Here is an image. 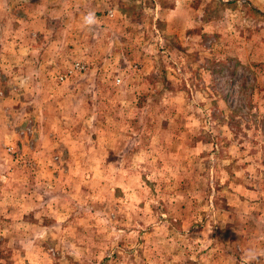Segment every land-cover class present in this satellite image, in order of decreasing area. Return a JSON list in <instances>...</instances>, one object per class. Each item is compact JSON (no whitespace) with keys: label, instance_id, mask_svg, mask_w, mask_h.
<instances>
[{"label":"rangeland","instance_id":"374dc122","mask_svg":"<svg viewBox=\"0 0 264 264\" xmlns=\"http://www.w3.org/2000/svg\"><path fill=\"white\" fill-rule=\"evenodd\" d=\"M0 41V264L264 257V0H0Z\"/></svg>","mask_w":264,"mask_h":264},{"label":"clouds","instance_id":"9594fccd","mask_svg":"<svg viewBox=\"0 0 264 264\" xmlns=\"http://www.w3.org/2000/svg\"><path fill=\"white\" fill-rule=\"evenodd\" d=\"M85 23L91 25L95 23V15L94 13H89L86 17H85ZM248 256L249 259H255L254 254L252 253H247L246 254Z\"/></svg>","mask_w":264,"mask_h":264},{"label":"crops","instance_id":"0c3cea01","mask_svg":"<svg viewBox=\"0 0 264 264\" xmlns=\"http://www.w3.org/2000/svg\"><path fill=\"white\" fill-rule=\"evenodd\" d=\"M2 7V6H1ZM5 42H6V40H4ZM7 43H9L8 41H7ZM0 44L1 45H4V42L3 41H0ZM4 54H3V52L1 51V49H0V59H1V57L3 56ZM0 94H1V91H0ZM1 99H3V97H0V100ZM245 259H247V258H244V259H242V261L241 262H239V264H248V263H246L245 261ZM244 260V261H243ZM257 264H264V257H260V258H258L257 259ZM255 262V263H256ZM252 264H254V262L252 263Z\"/></svg>","mask_w":264,"mask_h":264}]
</instances>
